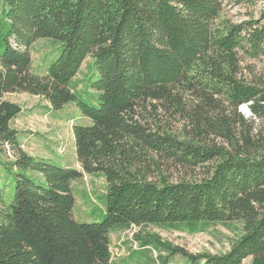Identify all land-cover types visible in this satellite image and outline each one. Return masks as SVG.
<instances>
[{
	"label": "trees",
	"instance_id": "1",
	"mask_svg": "<svg viewBox=\"0 0 264 264\" xmlns=\"http://www.w3.org/2000/svg\"><path fill=\"white\" fill-rule=\"evenodd\" d=\"M0 1L12 25L0 55V154L8 147L17 171L47 183L16 175L0 215V264H113L111 235L134 228L130 246L145 251L133 253L145 255L142 264L177 256L188 264H264V76L245 68L264 58V10L260 20L235 24L223 17L221 0ZM43 39L63 49L39 76L31 50ZM89 57L99 107L81 101L73 85ZM14 94L43 98L49 113L74 104L90 120L73 127L81 171L23 149L13 128L23 109L6 98ZM176 120L185 122L182 133ZM168 164L202 176L172 182ZM85 176L106 183L101 223L74 217L72 184ZM234 222L241 235L217 255L140 231L196 235Z\"/></svg>",
	"mask_w": 264,
	"mask_h": 264
},
{
	"label": "rangeland",
	"instance_id": "2",
	"mask_svg": "<svg viewBox=\"0 0 264 264\" xmlns=\"http://www.w3.org/2000/svg\"><path fill=\"white\" fill-rule=\"evenodd\" d=\"M223 2V17L235 24H242L252 20H260L261 13L264 10V0H221ZM8 6L0 1V55L6 49L5 37L11 30V22L5 14ZM15 46V40L11 41ZM62 44L54 40H39L32 48L33 69L32 72L39 76H46L48 70L57 61L62 53ZM245 68L250 67L255 70L258 75L264 76V58L260 60H250ZM248 74V70H246ZM99 76L96 70L95 60L89 57L78 76L75 78L76 93L78 98L84 103L93 107H99L100 93L91 90V84L97 82ZM9 101L20 104L27 108L28 111L34 113L21 117L14 121L13 128L18 131L19 139L24 140V134L36 135L37 140L33 146L30 141L25 143L23 149L29 155L37 158L39 161L53 164L58 167L68 168L71 170L81 171V167L77 160L75 137L72 133L74 126L87 127L91 122L82 116L74 104H70L60 112L49 113L48 109H40L43 101H39L27 94H14L7 96ZM46 106V103L43 102ZM249 117L251 114L249 109L245 107L240 109ZM185 125L183 120L174 122V129L178 133H182ZM29 135L27 136V138ZM33 140V139H31ZM49 147V149H47ZM4 152L0 154V215L5 212L6 205H10L15 194V179L17 174H23L32 179L42 187H47L44 177L33 171H17L14 167V156L10 149L4 148ZM50 156V158H48ZM167 170V176L172 182L183 179L201 178L202 172L184 170L175 165L168 164L164 166ZM73 193L76 198V206L74 217L80 224H96L101 223L105 219V195L106 183L101 178L84 177L81 180L73 182ZM144 234H157L165 241L171 242L175 246H179L190 252L191 254L211 253L214 255L227 253L231 248L232 240L238 238L242 233V224L234 222L232 224L211 225L206 233L190 235L183 231L162 230L155 226H146L140 229ZM136 229L132 231L120 230L111 235V248L115 259H125L132 257H140V261L145 260V255L135 256L134 251L142 253V249L132 250L130 240ZM152 257L159 253H150ZM137 264V263H133ZM170 264H188L182 257H174L170 259ZM244 264H252L249 258Z\"/></svg>",
	"mask_w": 264,
	"mask_h": 264
},
{
	"label": "crops",
	"instance_id": "3",
	"mask_svg": "<svg viewBox=\"0 0 264 264\" xmlns=\"http://www.w3.org/2000/svg\"><path fill=\"white\" fill-rule=\"evenodd\" d=\"M76 83L77 82H75V80H74V82H73V85L75 86L76 85ZM72 85V86H73ZM75 88V87H74ZM79 89H76V91H78ZM30 97H33V96H30ZM7 99H8V97H6ZM34 98H36V99H39V101H43V102H45L46 103V106H44L43 105V102H42V106H39V108L41 109H50V105H49V103L46 101V100H44L43 98H41V97H34ZM9 100V99H8ZM18 104V103H17ZM20 105V104H19ZM22 109H23V112H22V114L17 118V120H19L21 117H23V116H26V115H28V114H32V113H34L33 111H28L27 112V108L26 107H22ZM50 111V110H49ZM17 131V130H16ZM72 133H73V130H72ZM29 135V137L27 138V136ZM25 138H24V140L23 141H21L22 142V144H23V146H25V143L26 142H28V141H30V145L31 146H33L34 144H38V143H36V139H35V137L37 136V134L36 135H32L31 133L30 134H24L23 135ZM31 139H33V140H31ZM47 149H49V147H47ZM50 150V149H49ZM26 151V150H25ZM29 154V153H28ZM48 158H50V156L48 157ZM85 177H88V176H85ZM111 243H112V241H111ZM129 258H125V259H117L116 261H114V263L113 264H129Z\"/></svg>",
	"mask_w": 264,
	"mask_h": 264
}]
</instances>
